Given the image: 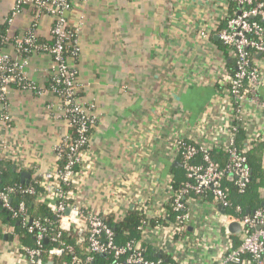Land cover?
Wrapping results in <instances>:
<instances>
[{
    "label": "crops",
    "instance_id": "obj_1",
    "mask_svg": "<svg viewBox=\"0 0 264 264\" xmlns=\"http://www.w3.org/2000/svg\"><path fill=\"white\" fill-rule=\"evenodd\" d=\"M222 1L71 0L65 17L77 40L69 64L77 73L81 103L98 120L81 184L94 206L104 203L110 185L127 190V198L141 193L155 217L167 206L168 183L185 180L177 137L211 144L229 125L228 95L216 82L222 67L230 66L215 33ZM15 4L0 0V35L6 22L10 39L22 37L36 22V36L51 37V16L35 17L29 6L14 15ZM204 28L209 40L200 37ZM12 51L10 44L5 52ZM52 68L49 54L33 55L23 62L32 88L11 90L6 105L0 99V143L13 147L7 154L23 167L50 169L55 147L68 132L63 103L49 89ZM5 114L13 118L10 130L2 121ZM259 198L264 200V187ZM121 209L127 214L135 205ZM221 209L211 198L191 199L187 236L193 244L185 249L148 230L151 254L167 262L215 264L225 245L224 230L215 222L225 215ZM238 233L229 238L239 241ZM12 240L0 239V264H23Z\"/></svg>",
    "mask_w": 264,
    "mask_h": 264
},
{
    "label": "built area",
    "instance_id": "obj_2",
    "mask_svg": "<svg viewBox=\"0 0 264 264\" xmlns=\"http://www.w3.org/2000/svg\"><path fill=\"white\" fill-rule=\"evenodd\" d=\"M23 6L47 12L56 22L52 34L59 36L61 41L54 48H42L35 44L34 38L37 36L34 28H31L27 31L28 35L19 37L13 46L15 57L8 53L1 54L0 99L7 104L12 90L9 84L15 81L13 76H4L3 73L18 71L21 78L26 79L22 52L42 51L49 54L53 59L51 91L63 103V121L68 130L56 145L54 163L48 170L20 166L12 153L7 154L13 147L6 142L0 143V156L11 161L19 173L30 172L31 179H34L33 184H30V179L27 186L17 192L15 188L3 187L0 173V205L14 221L26 226L27 232L35 240L33 247L23 245L18 243V234L13 226L3 225L0 229V237L8 235L13 238V249L24 258L23 264H47L43 261L46 256L51 264L63 254L68 259L60 264H88L97 256H105L108 264H186L154 257L145 240V233L150 230L176 246L189 247L193 242L187 236L190 218L188 203L197 196L203 197L201 199L205 202L211 198L214 204L226 210L225 215L215 217V222L224 230L225 240L215 264H245L247 261L249 264H264V210L246 214L243 208L234 206L225 187L226 180L230 179L240 195L247 192L253 178L247 153L264 142V0H223L221 3L223 14L215 26V33L220 43L228 48L227 64L230 66L222 67L216 82L220 92L228 95L227 111L231 120L222 132L215 135L211 144L198 142L193 137H177L175 149L185 172V180L179 188L174 186L175 180L168 183L167 206L153 217L160 220L155 223L149 219L150 206L141 193L138 197L127 198V190H113L109 185L103 196L104 203L94 206L95 201L81 191L83 176L88 169L86 161L92 139L90 132L95 129L98 120L81 103L77 73L65 55L67 43L64 40L70 37L65 30L68 26L65 13L72 8V4L69 0H16L14 15ZM200 37L209 40L211 34L204 28L200 31ZM75 45L76 41L72 46ZM256 118L260 119V127ZM2 121L6 130L12 128L13 118L9 114H5ZM241 126L247 138L240 150L236 146V137ZM71 127H77L76 138L69 131ZM217 149L228 154L224 166H220L210 155ZM38 188L41 192H37ZM19 193L30 197L37 195L36 202L47 205L56 217L58 226L55 236L51 238V249L45 250L43 247L50 235V221L33 217L28 202L15 199ZM128 202L135 205L138 213L148 214V218L138 227V238L120 243L110 220L117 222L124 219L128 213L123 212L121 206ZM169 209L173 218L168 215ZM232 224L240 226L237 234L240 236L239 245L229 238L233 236L228 230ZM65 235L72 236V239L65 240ZM78 245H82L80 250L76 248Z\"/></svg>",
    "mask_w": 264,
    "mask_h": 264
},
{
    "label": "trees",
    "instance_id": "obj_3",
    "mask_svg": "<svg viewBox=\"0 0 264 264\" xmlns=\"http://www.w3.org/2000/svg\"><path fill=\"white\" fill-rule=\"evenodd\" d=\"M71 2V0H69ZM23 8H28V6H23ZM22 8V9H23ZM34 16L38 17L42 14H46L44 10L40 11L36 8H33ZM36 22L33 24V27H35ZM56 22L53 23V28L55 27ZM8 29H9V23L6 22L3 26V30L0 35V55L3 53H6V49L11 44V46H15L17 43V39L19 36H15L14 39H10L8 35ZM65 30L67 33H69V38L65 39L64 42L67 43L66 48V57L67 59H70L74 57L75 47L72 46L74 42L77 39V31L75 28L71 26H66ZM25 35H28V32L25 33ZM35 44L43 47H49L54 48V46L58 43V41H61L59 36L52 34L49 39H43L39 37L34 38ZM220 49L224 50L225 54H228V48L223 46L219 42ZM43 53L37 52V53H21V59L23 61H26L33 57V55ZM45 54V53H44ZM230 65V64H229ZM10 66H12V63H10ZM3 75H11L15 78V81L10 83V88L16 89V90H24V89H30V82L27 79H22L20 76V72L16 71L13 73L5 72ZM53 83L52 81H49V89L52 90ZM2 86V80L0 79V88ZM26 87V88H25ZM58 97V96H57ZM70 133L74 138L77 137V127H71L69 129ZM93 131L90 132V134H93ZM89 134V135H90ZM247 138L246 131L244 130V127L238 128V134L236 137V146L241 150L244 147L245 139ZM211 157L215 159L220 166H224L228 159V154L225 153L223 150L217 149L213 150L210 153ZM248 160H249V166L253 173L252 182L249 185L247 192L244 195H240L237 191L236 186L234 185V182L230 179H227L225 182V187L228 189V193L230 198L232 199L234 206H240L244 209L246 214H253L256 210H264V200H261L259 198V188L264 187V142L255 146L252 148L248 153ZM63 165V163H62ZM32 172V171H31ZM0 173L2 177V183L3 187L6 188H15L17 192L20 191V189L25 188L27 184L21 183V173L16 171L15 165L11 162L0 156ZM34 173V172H32ZM34 179H31L30 184H33ZM184 182V181H183ZM183 182H175L174 186L176 188H179ZM37 192H41V189L38 188ZM37 195L36 196H24L20 193L15 196V199L19 200H26L29 204V212L30 214L35 218H41L43 220L48 219L50 221L49 227H50V235L48 237V240L44 243L43 247L45 250H49L52 248L53 244L51 241V238L55 236L57 232V226L58 223L56 221V217L50 212L49 208L45 204L37 203ZM198 199H201L203 197L197 196ZM169 216L173 218L172 210L169 209ZM148 214H141L137 211H131L127 214V216L117 222H111L115 233L117 235V239L120 243H126L130 241L131 239L138 238L140 235V232L138 230V227L142 224L143 220L147 219ZM149 219L155 223L160 221L159 219L151 218ZM3 225H11L14 227L15 232L18 234V243L27 245L30 247L34 246L35 240L30 234L27 232V227L18 221H14L10 215L3 209V207L0 205V229L3 227ZM4 237H0L2 239ZM65 240H71L72 236L65 235ZM237 245L240 244V242L237 240ZM82 245L76 246L77 250H80V247ZM68 259L67 255H62L58 259L54 260L53 264H60L62 260ZM107 258L105 256H97L95 257V260L93 262H90L88 264H108L106 261ZM164 260V259H163ZM45 263L49 264L50 260L46 256L43 260ZM165 261V260H164Z\"/></svg>",
    "mask_w": 264,
    "mask_h": 264
},
{
    "label": "water",
    "instance_id": "obj_4",
    "mask_svg": "<svg viewBox=\"0 0 264 264\" xmlns=\"http://www.w3.org/2000/svg\"><path fill=\"white\" fill-rule=\"evenodd\" d=\"M31 173L30 172H27V171H24V172H22L21 173V183L22 184H28L29 183V181H30V179H31ZM220 208H222L221 209V211L224 213V214H226V210L223 208V207H221V206H219ZM229 232L230 233H237V232H239L240 231V226L238 225V224H232L230 227H229ZM8 239H10V240H12L13 238L11 237V236H8V235H5L4 236V240H8ZM51 264H53V263H51Z\"/></svg>",
    "mask_w": 264,
    "mask_h": 264
},
{
    "label": "rangeland",
    "instance_id": "obj_5",
    "mask_svg": "<svg viewBox=\"0 0 264 264\" xmlns=\"http://www.w3.org/2000/svg\"><path fill=\"white\" fill-rule=\"evenodd\" d=\"M8 54H10L11 56H14L15 57V49L13 48V51L10 53V52H6ZM9 251H11V249H9Z\"/></svg>",
    "mask_w": 264,
    "mask_h": 264
}]
</instances>
